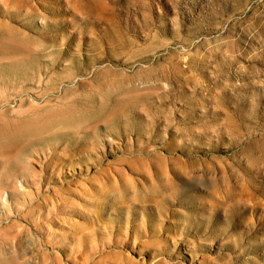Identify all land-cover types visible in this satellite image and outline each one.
Listing matches in <instances>:
<instances>
[{
  "label": "rangeland",
  "instance_id": "obj_1",
  "mask_svg": "<svg viewBox=\"0 0 264 264\" xmlns=\"http://www.w3.org/2000/svg\"><path fill=\"white\" fill-rule=\"evenodd\" d=\"M0 220V264H264V0H0Z\"/></svg>",
  "mask_w": 264,
  "mask_h": 264
},
{
  "label": "bare ground",
  "instance_id": "obj_2",
  "mask_svg": "<svg viewBox=\"0 0 264 264\" xmlns=\"http://www.w3.org/2000/svg\"><path fill=\"white\" fill-rule=\"evenodd\" d=\"M9 181V180H8ZM10 182V181H9ZM12 185V184H11ZM28 194V193H27ZM6 211V210H5ZM9 216V215H8ZM34 216V215H33ZM17 217V216H16ZM2 220V219H1ZM0 220V221H1ZM40 220H41V218H40ZM46 223V222H45ZM1 224V223H0ZM45 228V227H44ZM30 232H31V230H30ZM46 232H48V230L46 231ZM51 233V232H50ZM28 235V234H27ZM11 236H13V234L11 235ZM23 236V235H22ZM30 236V235H29ZM28 237V236H27ZM31 238V237H30ZM23 239V238H22ZM25 241V240H24ZM48 242V241H47ZM26 243H28V242H26ZM30 244V243H29ZM13 247V246H12ZM24 247V246H23ZM22 251V250H21ZM30 251V250H29ZM20 253V252H19ZM22 253V252H21ZM22 254H24V253H22ZM28 254H30L29 252H28ZM19 256V255H18ZM22 256V255H21ZM18 258V257H17ZM29 258V257H28ZM19 260V259H18ZM26 264V263H25ZM35 264V263H34Z\"/></svg>",
  "mask_w": 264,
  "mask_h": 264
}]
</instances>
